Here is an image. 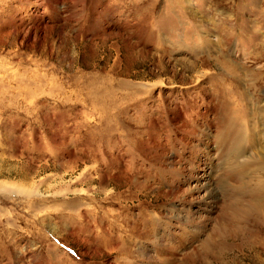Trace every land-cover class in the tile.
<instances>
[{"label": "rangeland", "instance_id": "obj_1", "mask_svg": "<svg viewBox=\"0 0 264 264\" xmlns=\"http://www.w3.org/2000/svg\"><path fill=\"white\" fill-rule=\"evenodd\" d=\"M0 182V264H264V0H0Z\"/></svg>", "mask_w": 264, "mask_h": 264}, {"label": "bare ground", "instance_id": "obj_2", "mask_svg": "<svg viewBox=\"0 0 264 264\" xmlns=\"http://www.w3.org/2000/svg\"><path fill=\"white\" fill-rule=\"evenodd\" d=\"M220 64V63H219ZM225 65V64H224ZM243 93H245V92H243ZM242 93V94H243ZM29 96V95H28ZM245 97V96H244ZM241 123V122H240ZM5 189V188H8V185L7 184H5V183H2V182H0V189Z\"/></svg>", "mask_w": 264, "mask_h": 264}]
</instances>
